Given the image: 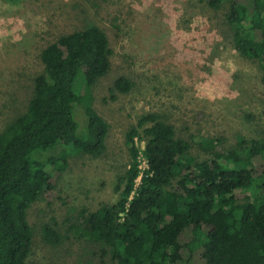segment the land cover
<instances>
[{
    "label": "trees",
    "instance_id": "1",
    "mask_svg": "<svg viewBox=\"0 0 264 264\" xmlns=\"http://www.w3.org/2000/svg\"><path fill=\"white\" fill-rule=\"evenodd\" d=\"M199 1L221 9L234 49L257 64L264 81V0ZM110 55L105 32L92 22L40 51L32 96L0 131V264H28L27 211L54 187L46 167L63 169L69 153L104 152L108 124L86 105V129L78 135L72 106L109 71ZM111 89L128 90L122 78ZM203 144L206 158L195 162L187 140L157 114H142L123 134L128 163L116 178V200L80 210L64 234L43 223L42 241L55 247L73 237L108 264H264V167L259 174L253 168L256 160L264 166V129L258 140L240 138L227 150ZM58 145L57 157L39 160Z\"/></svg>",
    "mask_w": 264,
    "mask_h": 264
},
{
    "label": "rangeland",
    "instance_id": "2",
    "mask_svg": "<svg viewBox=\"0 0 264 264\" xmlns=\"http://www.w3.org/2000/svg\"><path fill=\"white\" fill-rule=\"evenodd\" d=\"M221 20V9L199 0H0V131L25 110L40 51L58 36L92 22L111 49L109 71L82 89L84 101L72 106L78 135L86 129V105L108 124L105 150L98 157L69 153L63 169L46 167L54 187L27 211L33 228L28 264H108L93 254L94 246L73 237L55 247L44 243L40 225L48 222L64 234L80 210L116 200V178L128 163L123 134L142 114H157L175 137L187 140L195 162L206 158V140L223 150L240 138L258 140L262 74L234 49ZM118 78L126 93L110 91ZM61 149L38 158L57 157ZM139 167L147 171L142 158ZM263 167L254 161L258 174Z\"/></svg>",
    "mask_w": 264,
    "mask_h": 264
},
{
    "label": "built area",
    "instance_id": "3",
    "mask_svg": "<svg viewBox=\"0 0 264 264\" xmlns=\"http://www.w3.org/2000/svg\"><path fill=\"white\" fill-rule=\"evenodd\" d=\"M137 181H138V179H137Z\"/></svg>",
    "mask_w": 264,
    "mask_h": 264
}]
</instances>
